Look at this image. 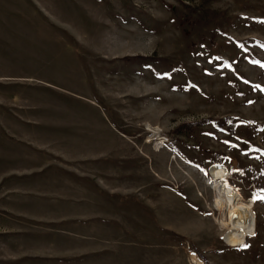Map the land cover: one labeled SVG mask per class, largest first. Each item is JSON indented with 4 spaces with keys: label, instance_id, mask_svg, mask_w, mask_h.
<instances>
[{
    "label": "rangeland",
    "instance_id": "rangeland-1",
    "mask_svg": "<svg viewBox=\"0 0 264 264\" xmlns=\"http://www.w3.org/2000/svg\"><path fill=\"white\" fill-rule=\"evenodd\" d=\"M0 264H264V0H0Z\"/></svg>",
    "mask_w": 264,
    "mask_h": 264
},
{
    "label": "bare ground",
    "instance_id": "bare-ground-1",
    "mask_svg": "<svg viewBox=\"0 0 264 264\" xmlns=\"http://www.w3.org/2000/svg\"><path fill=\"white\" fill-rule=\"evenodd\" d=\"M224 175V166H218L214 171V177L212 176V178L215 179L212 180L213 186L216 190L215 202L218 205L223 202L225 209L227 210L225 221L227 230L224 233L225 239L231 243H241L243 240V235L246 234V232L253 230V215L247 208V206L250 205L252 201L239 199L229 186L221 184ZM224 195L229 196L228 201L225 200L223 197Z\"/></svg>",
    "mask_w": 264,
    "mask_h": 264
},
{
    "label": "water",
    "instance_id": "water-1",
    "mask_svg": "<svg viewBox=\"0 0 264 264\" xmlns=\"http://www.w3.org/2000/svg\"><path fill=\"white\" fill-rule=\"evenodd\" d=\"M238 245V244H237Z\"/></svg>",
    "mask_w": 264,
    "mask_h": 264
}]
</instances>
